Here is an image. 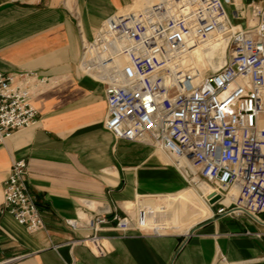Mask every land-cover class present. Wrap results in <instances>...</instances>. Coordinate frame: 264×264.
Masks as SVG:
<instances>
[{
	"label": "crops",
	"instance_id": "0c3cea01",
	"mask_svg": "<svg viewBox=\"0 0 264 264\" xmlns=\"http://www.w3.org/2000/svg\"><path fill=\"white\" fill-rule=\"evenodd\" d=\"M151 1L0 0V71L30 70L44 80L32 94L36 122L0 145V205L11 165L26 160L43 225L30 231L0 212V264H264V212L259 221L220 216L203 197L212 188L190 184L171 156L116 138L104 122L106 84L78 65L83 38L92 40L113 13ZM263 1L223 0L235 24ZM227 47L213 39L184 55L195 82L225 63ZM99 213L136 215L142 231L102 230L108 252L99 256L80 243L91 232L85 220Z\"/></svg>",
	"mask_w": 264,
	"mask_h": 264
},
{
	"label": "built area",
	"instance_id": "2783aa9c",
	"mask_svg": "<svg viewBox=\"0 0 264 264\" xmlns=\"http://www.w3.org/2000/svg\"><path fill=\"white\" fill-rule=\"evenodd\" d=\"M248 8L250 18L239 24L223 0H153L117 11L92 40L83 38L78 65L106 84L109 132L150 142L171 156L190 184L203 181L212 188L203 194L208 202L220 196L212 203L219 205L218 215L258 220L264 212V1ZM213 39L226 42L225 63L195 82L197 71L184 55ZM42 81L30 70L0 71V145L36 122L32 94ZM28 174L26 160L11 165L0 212L36 231L43 216ZM232 189L237 194L225 203ZM68 224L81 226L72 219ZM85 224L91 232L80 243L99 256L108 252L102 230H116L121 237L140 230L129 214L110 219L99 213Z\"/></svg>",
	"mask_w": 264,
	"mask_h": 264
},
{
	"label": "rangeland",
	"instance_id": "374dc122",
	"mask_svg": "<svg viewBox=\"0 0 264 264\" xmlns=\"http://www.w3.org/2000/svg\"><path fill=\"white\" fill-rule=\"evenodd\" d=\"M144 6V5H143ZM140 7H142V6H140L139 4H137L136 6H134V7H132L133 9H137V8H140ZM246 19H248V17H246ZM246 21V20H245ZM210 67H208L207 69H206V73H208L209 71H210ZM143 197V196H142ZM227 203V202H226ZM134 218H135V220H136V215H134L133 216ZM138 227H139V225H138ZM141 230V229H140ZM142 231V230H141ZM150 232H152V231H150ZM161 233H167V232H161Z\"/></svg>",
	"mask_w": 264,
	"mask_h": 264
},
{
	"label": "bare ground",
	"instance_id": "6f19581e",
	"mask_svg": "<svg viewBox=\"0 0 264 264\" xmlns=\"http://www.w3.org/2000/svg\"><path fill=\"white\" fill-rule=\"evenodd\" d=\"M227 54H228V52H227ZM232 190H233L234 193L231 192ZM232 190L230 191L231 193L229 194V197H228L227 199H225V201H226L227 203H229L230 200H231V196H230L231 194H235V195L237 194V192H236L235 189H232ZM107 243H109V242H107Z\"/></svg>",
	"mask_w": 264,
	"mask_h": 264
},
{
	"label": "water",
	"instance_id": "95a60500",
	"mask_svg": "<svg viewBox=\"0 0 264 264\" xmlns=\"http://www.w3.org/2000/svg\"><path fill=\"white\" fill-rule=\"evenodd\" d=\"M220 196L215 197L213 200L210 201V203H214L216 200H218Z\"/></svg>",
	"mask_w": 264,
	"mask_h": 264
}]
</instances>
